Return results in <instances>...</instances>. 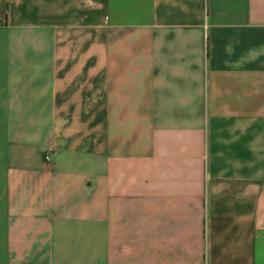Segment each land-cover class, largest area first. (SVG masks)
<instances>
[{
  "label": "crops",
  "instance_id": "obj_1",
  "mask_svg": "<svg viewBox=\"0 0 264 264\" xmlns=\"http://www.w3.org/2000/svg\"><path fill=\"white\" fill-rule=\"evenodd\" d=\"M0 264H264V0H0Z\"/></svg>",
  "mask_w": 264,
  "mask_h": 264
},
{
  "label": "built area",
  "instance_id": "obj_2",
  "mask_svg": "<svg viewBox=\"0 0 264 264\" xmlns=\"http://www.w3.org/2000/svg\"><path fill=\"white\" fill-rule=\"evenodd\" d=\"M44 160L49 161L50 160V154L49 152L44 153Z\"/></svg>",
  "mask_w": 264,
  "mask_h": 264
}]
</instances>
